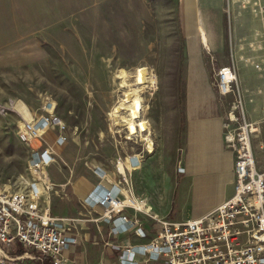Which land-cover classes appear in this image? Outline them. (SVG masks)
I'll use <instances>...</instances> for the list:
<instances>
[{
  "label": "rangeland",
  "instance_id": "1",
  "mask_svg": "<svg viewBox=\"0 0 264 264\" xmlns=\"http://www.w3.org/2000/svg\"><path fill=\"white\" fill-rule=\"evenodd\" d=\"M227 3V44L209 39L210 49H189L177 0H0V189L18 191L29 176L30 147L18 137L29 120L18 110L20 102L33 117L50 103L67 125L68 143L47 177L53 183L52 214L69 216L81 209L74 182L90 179L95 165L114 170L117 164L124 172L120 161L132 153L145 161L150 153L170 160L176 109L182 115L190 103H202L229 121L238 89L222 96L216 73L233 64L248 119L258 131L252 144L259 154L264 144V0ZM243 36L247 40L240 42ZM143 66L156 80L141 93L149 130L130 139L127 129L113 121L118 115L127 118L126 110L116 112L126 95L118 76L121 69L134 75ZM192 88L207 91L197 94Z\"/></svg>",
  "mask_w": 264,
  "mask_h": 264
},
{
  "label": "built area",
  "instance_id": "2",
  "mask_svg": "<svg viewBox=\"0 0 264 264\" xmlns=\"http://www.w3.org/2000/svg\"><path fill=\"white\" fill-rule=\"evenodd\" d=\"M216 74L222 96L237 89L239 93L233 106L238 113L230 112L224 123L226 145L235 159L233 196L201 218L174 221L154 215L126 193L122 197L112 189L92 191L85 205L104 209L97 220L110 224L113 237L133 233L147 239L140 213L156 226V235L146 243L109 244L120 252V264H264V164L255 157L252 144L257 129L248 120L236 66ZM41 109L18 130V137L30 147L28 178H22L18 191L0 189V264H63L65 252L81 241L79 219L51 212L48 200L53 183L47 172L58 156L47 133L54 130L56 145L61 146L68 141L67 125L50 103ZM179 171H184L182 165ZM117 185L130 191L125 176ZM127 208L134 211L132 216L123 213Z\"/></svg>",
  "mask_w": 264,
  "mask_h": 264
},
{
  "label": "crops",
  "instance_id": "3",
  "mask_svg": "<svg viewBox=\"0 0 264 264\" xmlns=\"http://www.w3.org/2000/svg\"><path fill=\"white\" fill-rule=\"evenodd\" d=\"M177 5L181 33L188 41L189 49L196 45L210 49L209 39H214L213 43L219 46L227 44V0H177ZM231 28L233 39L237 28L234 24ZM244 40H247L245 36L239 39L240 42ZM254 70L257 72L258 68L254 67ZM190 90L197 94L207 91L206 88ZM173 116L174 128L170 139L172 143L168 146L171 148L170 160H159L157 154L150 153L151 159L145 161L142 154L132 153L122 158L124 172H119L117 164H114V170L105 165H95L90 179L80 178L74 182L73 191L80 196L81 209L63 217L79 219L76 226L81 241L65 252L63 264H120V252L109 244L121 247L142 244L156 235L154 222L148 221L140 213L139 216L144 222L143 228L148 234L147 239L133 233H122L119 237H113L110 234V224L97 220L103 215L104 209L100 206H87V203L85 205L92 191L101 193L102 190L112 189L118 194L121 193L122 197L126 193L152 210L154 215L161 218L167 216L174 221L201 218L233 196L235 159L226 145L224 117L218 111L205 109L202 103H190L182 115L181 109H176ZM47 137L59 160L62 156L61 150L68 141L61 146L56 145L58 137L54 130L49 131ZM259 150L260 153L255 154V157L264 164L262 142ZM54 165L55 163L52 164ZM180 165L184 168L183 172L179 171ZM123 176L129 180L130 191L125 185H117ZM123 213L132 216L134 211L127 208Z\"/></svg>",
  "mask_w": 264,
  "mask_h": 264
},
{
  "label": "bare ground",
  "instance_id": "4",
  "mask_svg": "<svg viewBox=\"0 0 264 264\" xmlns=\"http://www.w3.org/2000/svg\"><path fill=\"white\" fill-rule=\"evenodd\" d=\"M204 42H206L205 38ZM263 57L264 54L261 57L262 60ZM118 77L122 79L120 85L125 89L126 95L119 102V105H117L116 112L120 114L123 109L126 110L127 118L124 119L118 115L117 117H113V121L116 127L126 128L131 135L130 139H132V136L146 133L149 130V121L143 118L144 105L141 93L148 85H155L156 80L150 76V72L144 66L138 68L134 75H130L126 70L121 69ZM130 78H135L134 84L129 83ZM18 110H20L26 120L32 119L33 115L24 103H19ZM20 127H24V124ZM144 139H148L149 151H153L154 147L152 140L148 137ZM120 163L123 167L125 166L121 161Z\"/></svg>",
  "mask_w": 264,
  "mask_h": 264
}]
</instances>
